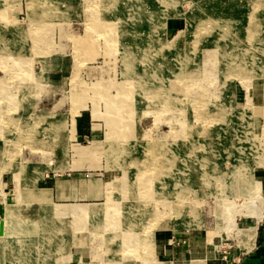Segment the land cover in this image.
Segmentation results:
<instances>
[{
    "label": "rangeland",
    "instance_id": "374dc122",
    "mask_svg": "<svg viewBox=\"0 0 264 264\" xmlns=\"http://www.w3.org/2000/svg\"><path fill=\"white\" fill-rule=\"evenodd\" d=\"M1 219L0 264L239 261L264 231V0H0Z\"/></svg>",
    "mask_w": 264,
    "mask_h": 264
},
{
    "label": "crops",
    "instance_id": "0c3cea01",
    "mask_svg": "<svg viewBox=\"0 0 264 264\" xmlns=\"http://www.w3.org/2000/svg\"><path fill=\"white\" fill-rule=\"evenodd\" d=\"M82 183V182H79ZM83 185V184H82ZM60 193L62 194V198L60 201V203H56L58 204H62L60 211H57V213L62 216L63 219H65L66 221H69L70 218V214L73 216H78L80 214H82L84 206L85 205L83 202H78L76 204H78V206L80 207H75V203H69V202H64L66 200H73L70 199L68 194L69 193H65V191L63 190V188L60 190ZM84 199V198H82ZM17 201V200H16ZM11 206V205H8ZM12 213V215L10 216L11 218L9 219L10 222L15 220L17 217V214L14 215L13 210L10 208L9 209ZM5 213L4 212V217H5ZM257 244V245H256ZM255 244V248L253 247V249L249 250L246 255L242 256L239 261L236 260L233 263L231 262V264H264V231H263V236L261 237V239ZM173 250V248H172ZM71 251V250H70ZM80 252V251H79ZM78 252V253H79Z\"/></svg>",
    "mask_w": 264,
    "mask_h": 264
},
{
    "label": "bare ground",
    "instance_id": "6f19581e",
    "mask_svg": "<svg viewBox=\"0 0 264 264\" xmlns=\"http://www.w3.org/2000/svg\"><path fill=\"white\" fill-rule=\"evenodd\" d=\"M206 10H207V9H206ZM204 12H205V11H204ZM201 15H202V14H201ZM142 23H143V21H142ZM148 25H149V24H148ZM181 33H182V32L180 31L178 34H176V35L172 38L171 41L175 40V39L178 38V37L180 38ZM151 161H152V160H151ZM1 220H2V219H1ZM248 229H249V228H248ZM248 229H246L245 231H247ZM245 233H246V232H245ZM248 233H250L251 235L248 234ZM247 234H248L249 236H253V235H254V233H251L250 230L247 231ZM0 236H1V235H0Z\"/></svg>",
    "mask_w": 264,
    "mask_h": 264
},
{
    "label": "water",
    "instance_id": "95a60500",
    "mask_svg": "<svg viewBox=\"0 0 264 264\" xmlns=\"http://www.w3.org/2000/svg\"><path fill=\"white\" fill-rule=\"evenodd\" d=\"M3 226H4V222L3 220H0V235H3Z\"/></svg>",
    "mask_w": 264,
    "mask_h": 264
}]
</instances>
